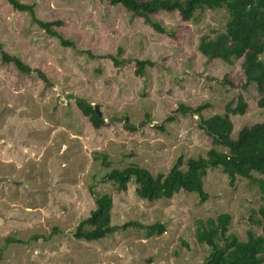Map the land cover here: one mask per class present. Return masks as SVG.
<instances>
[{
    "label": "rangeland",
    "instance_id": "1",
    "mask_svg": "<svg viewBox=\"0 0 264 264\" xmlns=\"http://www.w3.org/2000/svg\"><path fill=\"white\" fill-rule=\"evenodd\" d=\"M21 1L35 4L40 19L63 20L55 28L75 46L0 0L3 49L48 77L23 73L0 50V264H201L211 247L197 240V221L223 212L231 213L229 232L240 239L261 233L259 182L238 176L232 184L221 168L205 176L206 200L181 190L151 201L138 196L134 180L122 191L104 179L130 164L168 173L181 156L225 150L181 104L209 103L202 111L209 117L242 95L247 111L230 114L235 138L264 122L256 84L243 86L242 59L208 58L199 49L204 35L225 29V8L199 10L188 21L160 10L151 15L165 27L160 32L107 0ZM137 59L154 64L137 74ZM80 99L97 108L104 125L93 126ZM92 190L113 196L112 224L121 228L86 241L74 231L96 206ZM132 222L163 223L166 231L149 237L141 227H122Z\"/></svg>",
    "mask_w": 264,
    "mask_h": 264
},
{
    "label": "trees",
    "instance_id": "2",
    "mask_svg": "<svg viewBox=\"0 0 264 264\" xmlns=\"http://www.w3.org/2000/svg\"><path fill=\"white\" fill-rule=\"evenodd\" d=\"M104 1V0H102ZM111 4L123 5L135 15L142 16L146 22L156 30L166 32L164 26L153 20L151 15L160 10L178 11L184 20H192L199 10L225 8L228 11V20L225 29L214 37L204 35L199 43L200 51L208 58H220L227 62L242 59L245 73L244 88L255 83L259 94L258 104L264 107V0H107ZM16 10L27 11L40 27L52 36H57L65 46H75V43L66 39L55 27L64 24L61 19L43 20L37 17L35 4L21 0H9ZM0 50L4 62L13 63L23 73L38 72L45 81L46 74L40 69H34L25 63L21 57ZM116 64L119 63L113 54L107 55ZM137 74H143L147 65H153L149 59L136 60ZM82 112L89 118L94 127L100 128L105 124L95 107L79 100ZM209 107V103L197 107L180 105L183 113L191 112L201 117V126L213 138L215 145L224 147L220 150L213 147L206 155L189 157L181 156L171 167L168 173L155 175L148 168L139 164H130L124 168H113L104 176L105 180L112 181L118 190H127L129 183L134 180L139 197L148 200L171 198L181 190L196 192L202 200L208 198L205 190V176L211 168H221L230 178L232 184L238 176L258 181L264 196V122H258L243 127L238 136H232L234 123L230 114H243L248 109V102L242 95L226 105V113H215L205 117L202 111ZM109 165V163H106ZM186 165L184 169L183 166ZM254 172L263 175L257 178ZM96 206L89 216L82 219L77 225L74 236L86 241L100 240L120 229L119 225L112 224V209L114 198L110 193L97 194L92 190ZM261 218V233L248 231L246 239H240L230 233L232 215L223 212L216 217L199 219L197 221L196 237L201 243L211 247V251L201 264H264V203L259 208ZM135 225L146 230L150 237L155 233L166 231L163 223L142 224L137 222L126 223L122 227ZM17 240L7 237L6 243Z\"/></svg>",
    "mask_w": 264,
    "mask_h": 264
},
{
    "label": "water",
    "instance_id": "3",
    "mask_svg": "<svg viewBox=\"0 0 264 264\" xmlns=\"http://www.w3.org/2000/svg\"><path fill=\"white\" fill-rule=\"evenodd\" d=\"M95 109L97 110V108L95 107ZM98 112V111H97ZM99 113V112H98ZM100 115V114H99Z\"/></svg>",
    "mask_w": 264,
    "mask_h": 264
}]
</instances>
